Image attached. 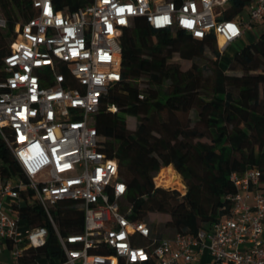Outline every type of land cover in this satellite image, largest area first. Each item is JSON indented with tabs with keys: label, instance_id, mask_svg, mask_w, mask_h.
Instances as JSON below:
<instances>
[{
	"label": "built area",
	"instance_id": "obj_1",
	"mask_svg": "<svg viewBox=\"0 0 264 264\" xmlns=\"http://www.w3.org/2000/svg\"><path fill=\"white\" fill-rule=\"evenodd\" d=\"M229 1L92 0L69 11L57 9L55 0H32L35 15L16 21L0 68V142L18 166L5 173L0 157V264H190L204 252L215 264H264L258 166L230 174L231 211L209 228L159 235L147 221L130 219L118 159L101 150L95 125L103 95L122 80L121 38L136 17L157 30L213 36L224 54L264 23V0H247L246 17L219 19L217 8ZM6 28L0 14V29ZM159 173L154 182L164 187ZM64 200L83 210L79 233L60 230L54 209ZM34 207L57 238L54 263L42 251L50 228L24 215Z\"/></svg>",
	"mask_w": 264,
	"mask_h": 264
},
{
	"label": "trees",
	"instance_id": "obj_2",
	"mask_svg": "<svg viewBox=\"0 0 264 264\" xmlns=\"http://www.w3.org/2000/svg\"><path fill=\"white\" fill-rule=\"evenodd\" d=\"M91 1L55 3L57 9L74 11ZM246 5L247 0H230L219 19L235 18ZM0 8L7 20V28L0 29L1 68L18 17L28 19L35 12L32 0H0ZM121 47L122 80L103 95L95 113V125L103 137L101 150L118 159L131 220L146 221L149 213H166L164 226L172 230L170 235H194L230 213V196L236 192L231 173L256 165L264 180V32L235 55L227 70L221 66L223 54L213 36L197 39L180 29H153L142 17L125 29ZM207 48L215 57L208 76L196 62ZM175 55L191 60L190 68L182 70L179 63H172ZM142 81L145 89L139 87ZM112 105L115 111L109 109ZM192 110L197 117L194 122L189 115ZM127 116L137 119L134 129L127 127ZM0 157L5 173L18 171L1 142ZM169 165L183 177L184 193L156 186L154 176L159 171L162 184L177 179ZM24 215L50 228L42 251L54 263L60 247L46 215L38 207ZM54 216L64 233L81 231L83 210L72 200L59 201Z\"/></svg>",
	"mask_w": 264,
	"mask_h": 264
},
{
	"label": "rangeland",
	"instance_id": "obj_3",
	"mask_svg": "<svg viewBox=\"0 0 264 264\" xmlns=\"http://www.w3.org/2000/svg\"><path fill=\"white\" fill-rule=\"evenodd\" d=\"M248 8H249V6L247 5L245 7L243 13L246 14ZM217 11L218 12H222L223 11V7H218ZM0 14L4 15L3 11L1 10V8H0ZM22 19H23V17H21V16L18 17V20H22ZM263 32H264V23H260V24L255 25L254 29L251 30V31H248L241 39L232 42L226 48L224 54L221 57V60H220L221 66L225 70H227L230 67L235 55L238 52H240L244 48V46H246L247 44H249L251 42L256 41L258 39V37ZM213 60H215L214 54H213V52L211 51L210 48H207L206 52H205V55L202 58L197 59L196 62H197V64L199 66L204 68V73H205V75L208 76V75L212 74ZM171 62L172 63H179L182 70H187L188 68H190V66L192 64L191 60L182 59L178 55H175L172 58ZM236 73L240 74V72H236ZM139 87L141 89H145L146 88L145 82L142 81L139 84ZM189 115L191 117V120L194 122L196 120V118H197L196 117V112L194 110H192ZM126 119H127V127L129 129H134L136 124H137V119L134 116H127ZM200 140L209 142V139H207V138H202ZM169 166H171L175 170V172H176L175 176L178 174L177 177H176L177 179L175 181H172V182L168 183L165 186L163 184H161V185H163L164 188H176L177 190L179 189L182 192L185 191L187 186H186V183H185L183 177L178 173V171L173 167V165H169ZM176 183L180 184V186H176L175 185ZM168 217H169V215L166 214V213L152 212V213L148 214V216L146 218V221L149 223V225L151 226L152 229H154V230H156L158 232H161L163 235H170V234H172V230H170L169 228L164 226L165 222H166V219ZM7 256H8L7 254L3 255L4 260L8 262L9 258H7ZM0 258L3 259L2 257H0Z\"/></svg>",
	"mask_w": 264,
	"mask_h": 264
},
{
	"label": "crops",
	"instance_id": "obj_4",
	"mask_svg": "<svg viewBox=\"0 0 264 264\" xmlns=\"http://www.w3.org/2000/svg\"><path fill=\"white\" fill-rule=\"evenodd\" d=\"M245 17H246V14H245ZM260 24V23H259ZM247 33V32H246ZM245 33V34H246ZM244 34V35H245ZM243 35V36H244ZM169 218V217H168ZM167 218V219H168ZM166 219V220H167ZM181 264H184V263H181ZM190 264H215V262L213 261L211 255L208 253V252H204L202 253L195 261H193L192 263Z\"/></svg>",
	"mask_w": 264,
	"mask_h": 264
},
{
	"label": "bare ground",
	"instance_id": "obj_5",
	"mask_svg": "<svg viewBox=\"0 0 264 264\" xmlns=\"http://www.w3.org/2000/svg\"><path fill=\"white\" fill-rule=\"evenodd\" d=\"M178 178H179V177H178ZM157 181H158L160 184H162V183L159 181L158 177H157ZM163 185L165 186V185H167V184H163Z\"/></svg>",
	"mask_w": 264,
	"mask_h": 264
},
{
	"label": "clouds",
	"instance_id": "obj_6",
	"mask_svg": "<svg viewBox=\"0 0 264 264\" xmlns=\"http://www.w3.org/2000/svg\"><path fill=\"white\" fill-rule=\"evenodd\" d=\"M122 190V189H121Z\"/></svg>",
	"mask_w": 264,
	"mask_h": 264
}]
</instances>
